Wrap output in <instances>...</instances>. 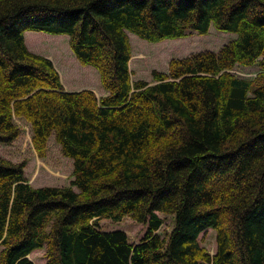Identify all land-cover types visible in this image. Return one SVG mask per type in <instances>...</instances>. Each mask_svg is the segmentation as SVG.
Wrapping results in <instances>:
<instances>
[{
  "label": "trees",
  "instance_id": "obj_1",
  "mask_svg": "<svg viewBox=\"0 0 264 264\" xmlns=\"http://www.w3.org/2000/svg\"><path fill=\"white\" fill-rule=\"evenodd\" d=\"M211 26L237 37L131 79L128 31L158 42ZM27 31L68 35L107 93L66 91ZM15 118L40 157L54 136L74 178L33 187L0 156V264L42 247L46 264H264V0H0L1 143ZM125 216L146 226L138 242L99 225ZM209 228L214 254L198 239Z\"/></svg>",
  "mask_w": 264,
  "mask_h": 264
},
{
  "label": "rangeland",
  "instance_id": "obj_2",
  "mask_svg": "<svg viewBox=\"0 0 264 264\" xmlns=\"http://www.w3.org/2000/svg\"><path fill=\"white\" fill-rule=\"evenodd\" d=\"M127 34L132 52L129 61L131 79L133 81L143 79L150 83L153 82L152 71L167 72L172 59L184 58L204 50L217 52L224 44L237 37L236 33L220 31L214 26H211L204 35L192 31L182 38L164 39L158 42L146 41L129 31ZM25 43L31 52L46 56L52 61L65 89H90L97 97L107 93L101 84L97 69L90 65H82L76 59L70 48L68 35L27 31ZM259 70L258 64L251 66L236 64L231 72L238 77L253 78ZM14 121L21 132L10 143L0 142V156L16 163L25 162V177L33 187L70 185L74 178L73 160L62 153L54 136L51 135L48 140L46 155L40 157L32 145L30 124L23 118H15ZM160 216L164 220L160 232L164 235L165 231L171 230L173 219L161 213ZM99 225L104 230H123L132 242H138L146 231L145 225L135 222L129 216L117 222L104 218L99 221ZM198 239L210 254H214L216 240L213 229L209 228L202 232ZM29 258L34 264H46L45 247L32 251Z\"/></svg>",
  "mask_w": 264,
  "mask_h": 264
}]
</instances>
